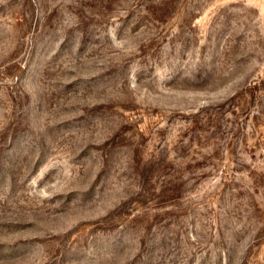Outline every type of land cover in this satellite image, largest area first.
<instances>
[{
	"label": "rangeland",
	"instance_id": "rangeland-1",
	"mask_svg": "<svg viewBox=\"0 0 264 264\" xmlns=\"http://www.w3.org/2000/svg\"><path fill=\"white\" fill-rule=\"evenodd\" d=\"M0 264H264V0H0Z\"/></svg>",
	"mask_w": 264,
	"mask_h": 264
}]
</instances>
